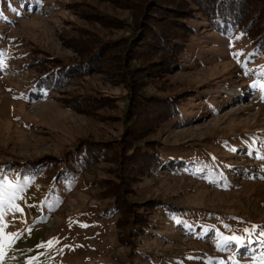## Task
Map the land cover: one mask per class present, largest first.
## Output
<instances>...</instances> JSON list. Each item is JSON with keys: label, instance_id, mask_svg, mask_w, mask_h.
Segmentation results:
<instances>
[{"label": "rangeland", "instance_id": "rangeland-1", "mask_svg": "<svg viewBox=\"0 0 264 264\" xmlns=\"http://www.w3.org/2000/svg\"><path fill=\"white\" fill-rule=\"evenodd\" d=\"M139 1L19 0L10 5L12 12L0 11V178L18 185L23 197L16 201L23 211L5 216V233L19 238L6 247L3 264L264 260V243L258 246L256 236L223 248L217 236L220 230L224 236H246L245 228L264 226V63L259 52L239 32L210 29L195 6L187 2L182 7L177 0L181 14L172 13V26L184 21L198 33L191 45L195 52L182 59L169 81L176 89H194L189 95L198 92L196 107L167 125L160 118L153 121L152 105L150 110L129 101L126 68L115 61L122 44L141 39L130 38L131 24L144 28L156 10L150 5L140 10ZM162 7L157 6L159 15L166 11ZM142 16L145 20L139 21ZM237 52L244 55L234 57ZM87 61L90 68L78 72ZM55 67L57 73L68 71L66 76L50 80L46 71ZM142 73L145 90L161 92L153 88L156 75ZM42 81L45 91L32 93ZM130 103L139 118L129 116L130 107L125 111ZM136 118L142 135L176 156L177 167L173 163L135 177L132 159L113 162L114 143L123 135L134 140L136 129H142ZM82 145L99 158L61 182L60 158ZM124 171L135 179L126 192L131 212L145 216L154 207L159 222L143 237L127 235L115 224L118 216L106 214L109 200L103 193L125 180ZM159 204L161 212L155 209ZM203 208L209 212L199 220Z\"/></svg>", "mask_w": 264, "mask_h": 264}, {"label": "trees", "instance_id": "trees-1", "mask_svg": "<svg viewBox=\"0 0 264 264\" xmlns=\"http://www.w3.org/2000/svg\"><path fill=\"white\" fill-rule=\"evenodd\" d=\"M165 1L168 2L163 6ZM18 2L19 0H0V11L5 12V10H7L12 12L13 10L10 5L17 4ZM156 2H158V0H140L137 2L139 9L142 11L147 10L149 5L152 9L156 10H159L157 6H163L162 8H165L166 11H164V14L160 15L156 10L149 13L148 17H146L148 21L144 22V28L142 29L140 22H137L136 26L135 24H131L132 35L130 38L135 40V38L140 37L141 39L137 41L139 42L138 44H136L135 41H131V43L127 41V46L126 44H122L123 47L119 49L117 53L121 58L116 57L115 61L125 66L126 75L129 77V80H126L127 88L131 96L129 101L133 102V104L130 103L125 110L127 112V109L130 107L129 116L135 109L130 106L131 104H147L150 110L152 105L153 114H155L151 115L153 121L156 118H160L161 121L166 122L167 125L174 120H179L181 115L192 112L196 107L195 99L197 98L196 94H198V92L195 91L194 94L189 95L191 91L193 93L194 89H186L184 85L176 89V85H170L169 80H171L175 74L176 69L182 67V59L195 52V49H193L191 45L195 42L194 36L198 31L194 26L185 24L184 21H179L178 26H172V20L175 18L174 16L176 14H181L180 10H177L179 7L177 0H163L159 5L156 4ZM179 2L182 4V7L187 5V2L191 4V6H195L193 10H197V12L204 17L207 26L215 32L228 35L234 31L247 37L251 41L254 50L259 52V57L264 63V0H179ZM174 12L176 14L172 15ZM169 13L171 16L167 15ZM144 14L145 13H143V16ZM143 16L139 21L145 20ZM141 30H144V32H141ZM3 36V33L0 31V39H2ZM133 43L135 44L134 46ZM81 64L85 65V67L80 65L78 67V72L86 71L87 68H90L87 66H90L92 63L87 61V63L81 62ZM58 69L59 67L50 69L52 70L51 73L46 71V75L50 80L52 76H54V78L66 76L67 70H63L62 72H67L61 74L57 73ZM142 72L151 73L152 76L156 75L155 78H157L159 82L155 84L153 88H160L159 91L161 92H147L145 90L146 85L144 81L141 80L143 77ZM136 80L139 81L137 82ZM166 82H169L167 86L158 87L159 84ZM39 84H41L39 85V89H33L32 93L45 91L46 82L42 81ZM182 91H186L188 95ZM187 108L192 109L186 110ZM132 115L137 118L141 116V114ZM137 118L135 119V124L141 126L142 129H140V131L136 129L135 132L140 135L135 134L133 137L135 138L134 140L123 135L122 140L116 141L110 152L111 155H109L113 162L116 165H120L125 159H132L131 163L135 171V177L156 174L160 169L172 167L173 163L174 166L177 167L175 162L176 156H172L165 152L162 148L163 146L157 141L146 139V137L142 135L143 126L138 123L139 121H137ZM96 155L97 153L89 151L87 145L79 146L77 150L74 149L71 153L64 155L59 161L61 164L59 168L63 169L60 181L66 182L67 180L73 179L78 175L79 171L87 165L94 163L96 159L99 158ZM103 155V157H105L104 153ZM189 157L192 159V156ZM183 166L184 165H181L179 168ZM123 174H125L124 177L127 181L123 180L121 183L117 181L112 187L105 189L103 193V197L109 200L105 207L106 214L109 217L118 216V218L115 219V224L117 227L126 228L127 235L136 236L137 238L143 237L146 235V232L157 229L159 222L158 219L153 216L154 207H152L149 214L145 216H143V211L134 210V213L131 212L130 204L126 200V192L128 184L129 190L131 191L135 179L128 171H124ZM31 175L35 176V173H31ZM158 207L161 212L163 206L159 204L155 206V209ZM198 211L197 218L199 220L201 217H205V214L209 212L206 208ZM178 212L183 211L180 210ZM235 217L239 220L237 216ZM220 231H217V236ZM260 245L259 241L258 246Z\"/></svg>", "mask_w": 264, "mask_h": 264}, {"label": "snow or ice", "instance_id": "snow-or-ice-1", "mask_svg": "<svg viewBox=\"0 0 264 264\" xmlns=\"http://www.w3.org/2000/svg\"><path fill=\"white\" fill-rule=\"evenodd\" d=\"M233 55L238 58L243 56L244 53L237 52L233 53ZM262 73H264V70H262ZM253 86L256 87L257 85ZM261 159L264 160V157H261ZM18 187V185L0 178V264H3V261L5 260L6 247L11 248L19 238L16 233H5V229L8 227V224L5 223V216L9 213L23 211L19 204L16 203L18 199H23V197L19 194V191H17ZM80 226L89 227L87 224H82ZM258 228L260 231L257 233L256 230ZM244 232L247 234L246 236H224L222 233H218L220 238V247L223 248L224 246L232 243L244 245L246 240H251L253 236H256L261 243H264V226L253 225L251 229L245 228ZM51 243L52 242H49V245H51ZM29 264H32L31 260L29 261ZM261 264H264V260H262Z\"/></svg>", "mask_w": 264, "mask_h": 264}]
</instances>
